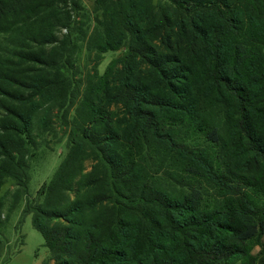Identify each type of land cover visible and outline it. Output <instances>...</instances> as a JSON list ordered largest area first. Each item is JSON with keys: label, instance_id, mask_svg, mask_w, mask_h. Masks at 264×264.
<instances>
[{"label": "trees", "instance_id": "obj_1", "mask_svg": "<svg viewBox=\"0 0 264 264\" xmlns=\"http://www.w3.org/2000/svg\"><path fill=\"white\" fill-rule=\"evenodd\" d=\"M169 1L174 17L152 3L131 15L113 11L126 26V65L138 62L140 68L110 89L108 106L95 104L83 127L76 126L90 153L77 159L70 153L44 186L48 193L62 190L63 174L74 171L64 190L78 188L50 216L54 225L49 229L38 224L40 202L28 203L23 211V216L34 215V226L51 252L44 264H259L254 250L264 254V55L255 44L264 43V0L240 1L246 6L247 24L233 12H223L227 0ZM210 11L208 24L203 14ZM61 15L56 26L68 29L71 41V16ZM51 31L46 24L44 33ZM60 50L42 52L44 67L34 73V88L35 95L56 91L55 101L64 106L70 83L51 74L60 71ZM141 64L149 66L144 90L133 84ZM169 71L182 75L171 77ZM177 86L185 90L180 93ZM159 99L167 101L166 108ZM183 104L194 123L204 114L206 136L213 143L223 141L224 133L213 123L209 126L208 112L218 108V116L232 115L227 124L230 146L218 161L172 144L164 112L180 110ZM24 124L26 116L11 118L13 135ZM17 137L5 142L6 161L0 166V180L10 178L19 187L15 206L27 194L29 182L27 166L17 157L25 142ZM153 144L180 148L197 166H190L187 179L175 182L182 187L181 197L155 189L146 176L136 174L146 159V146ZM88 159L94 165L86 173ZM209 193L218 205L213 212L205 200Z\"/></svg>", "mask_w": 264, "mask_h": 264}, {"label": "rangeland", "instance_id": "obj_2", "mask_svg": "<svg viewBox=\"0 0 264 264\" xmlns=\"http://www.w3.org/2000/svg\"><path fill=\"white\" fill-rule=\"evenodd\" d=\"M240 1L227 0L228 6H223V12L226 15L233 12L240 23L247 24L246 6ZM151 3L168 10L174 17L169 0H0V166L6 161L3 154L5 142L11 138L17 140L20 136L25 147L17 157L26 164L29 174L27 194L16 206L19 187L10 178L0 180V264H44L51 259L42 234L34 226V215L23 216V211L28 203L34 206L40 202L42 212L37 216L38 224L50 229L54 225L51 219L49 221L52 213L65 202L69 193L78 188L70 190L72 192L64 190L68 186L67 178L74 173L70 168L60 179L64 186L62 190L48 193L44 186L49 185L70 153L75 159L87 158L90 153L88 144L76 126L83 127L95 104L101 102L108 106L112 94L110 89L115 88L120 80L131 78L140 68L138 62L126 65L130 53L129 40L124 32L126 26L121 23L117 12H113L114 9L125 10L131 15L134 9L145 11ZM211 13L203 14L208 24ZM61 14L71 16V41L66 37L68 29L61 30L56 26ZM46 24L47 29L52 30L47 34L44 33ZM255 44L264 55V43L256 41ZM55 49H61L58 57L60 71H52L51 74L62 80L68 79L70 83L69 97L64 106L55 101L56 91L35 95L34 73H40L44 67L42 52L48 54ZM141 68L133 84L144 90L148 83L143 75L149 66L141 64ZM168 73L171 77L182 75L174 71ZM176 90L181 93L185 89L177 86ZM159 100L166 108L167 101ZM175 101L180 102L177 97ZM185 107L183 104L180 110L170 108L164 112L163 124L172 144L186 145L194 154L207 153L211 161H218L220 154L230 146L227 124L232 121V115L218 116V108L213 113L208 112L209 126L213 123L224 133L223 141L213 143L206 136L204 114L194 123L185 113ZM113 110L123 114L120 107L114 106ZM21 115L26 116L27 124L13 135L14 131L9 128L10 119H19ZM171 146L173 149L166 145H147L146 159L135 172L138 176H146L155 189L181 197L182 187L175 186V182L187 179L190 166L194 169L197 166L185 159L187 157L180 148ZM93 165V160H86V173L92 171ZM194 184L200 186L199 179ZM39 191H43L45 196L38 195ZM212 195L214 193L205 195L209 212L218 207ZM256 198L263 203L259 196ZM260 251L256 248L254 254L258 263L264 264V254Z\"/></svg>", "mask_w": 264, "mask_h": 264}]
</instances>
